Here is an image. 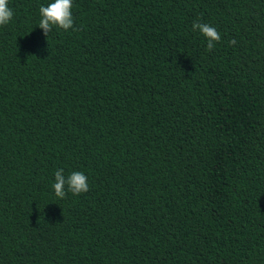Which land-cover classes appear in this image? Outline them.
Listing matches in <instances>:
<instances>
[{
	"label": "trees",
	"instance_id": "1",
	"mask_svg": "<svg viewBox=\"0 0 264 264\" xmlns=\"http://www.w3.org/2000/svg\"><path fill=\"white\" fill-rule=\"evenodd\" d=\"M51 2L0 25V264H264V0H72L45 36Z\"/></svg>",
	"mask_w": 264,
	"mask_h": 264
},
{
	"label": "clouds",
	"instance_id": "2",
	"mask_svg": "<svg viewBox=\"0 0 264 264\" xmlns=\"http://www.w3.org/2000/svg\"><path fill=\"white\" fill-rule=\"evenodd\" d=\"M72 0H54L47 6H40L41 19L38 26L43 30L45 36L52 31L53 27L63 30L73 28ZM13 18V11L8 6V0H0V25L8 24ZM193 31L199 30L207 39V49L211 51L215 47V42L220 41L219 32L207 23H194ZM230 43L234 44L235 40ZM65 185L74 195L87 192L89 190L87 176L81 171L72 172L67 178L63 175V169L55 172V183L53 184L55 196L63 199L66 196Z\"/></svg>",
	"mask_w": 264,
	"mask_h": 264
}]
</instances>
